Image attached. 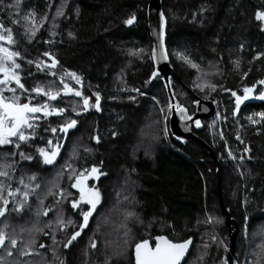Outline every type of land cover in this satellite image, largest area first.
Segmentation results:
<instances>
[{
	"label": "trees",
	"instance_id": "trees-1",
	"mask_svg": "<svg viewBox=\"0 0 264 264\" xmlns=\"http://www.w3.org/2000/svg\"><path fill=\"white\" fill-rule=\"evenodd\" d=\"M14 2L3 0L0 22L12 28L17 41L10 47L21 53L17 62L25 88L53 83L54 90H59L63 87L60 77L66 71L75 72L82 85L68 76L65 82L89 96L91 103L95 102L93 93L99 92L101 104L100 111L91 108L77 116L71 105L81 104V98L62 93L51 104L66 108L65 116L36 121V136L18 150L13 145L0 146V164L16 162L15 172L6 169L12 180H0L13 190H23L19 178L28 183V176L35 173L34 183L41 186L19 213L13 210V198L9 197L8 212L0 217V227L7 222L9 233L25 242L34 239L31 247L35 252L21 257L18 250H13V255L7 256L0 248L2 264H135V243L148 239L153 245L157 235L174 242L193 238L192 249L182 264H224L228 228L217 193L216 163L196 140L189 139L182 145L169 133L171 109L167 106L171 99L166 84L159 75L150 79L154 65L146 19L148 0H67L63 15L55 20L53 16L63 0H21L18 15L15 7H6ZM162 9L167 20L165 44L170 65L180 79L169 77L175 103L192 114L196 94L213 100L222 114L223 120L202 119L200 127L192 131L213 149L221 169L222 201L238 225L233 264H264V121L254 125L247 119L264 112V101L249 99L234 115L235 98L231 95V91L243 95L244 86L264 79V56L253 59L257 52L264 53V22L255 18L257 10L264 11V0H162ZM29 10L36 12L37 22L47 13L43 27L31 41L24 34L23 23H11ZM133 14V24H125ZM69 32L74 35L70 37ZM44 52L58 60L55 69H37L36 61L51 63V56L45 57ZM174 52L188 55L202 71L191 68ZM236 60L240 61L238 69ZM245 72L247 76H243ZM199 83L205 87L194 86ZM208 83L217 88L211 90ZM261 88L264 86L257 85ZM4 95L12 93L5 91ZM27 95L21 96V102ZM31 95L35 97V93ZM45 99L36 97V102ZM65 117L78 121L67 135L45 131L64 123ZM49 138L54 142L59 138L62 143L54 165H44L36 151ZM246 147L248 152L244 151ZM19 151L34 159H21ZM11 152L16 155H6ZM66 163L77 174L93 165L104 173L94 184L89 181L90 186L99 188L101 203L67 249L63 244L80 229L68 225L61 231L55 223L57 214L62 212L65 220L70 218L78 225L82 222L80 211H86L87 206L71 207V199L78 198L79 192L71 187ZM61 171L63 175L57 179ZM54 184L70 195L61 198ZM50 188L52 194H48ZM7 194L6 188L3 195ZM20 199L17 194L15 201ZM44 208L53 210L47 216L35 214ZM21 228L26 231L21 232ZM92 241H96L95 248L90 247ZM41 244L45 247L40 248ZM21 246L18 244V248ZM201 254L202 260L198 259Z\"/></svg>",
	"mask_w": 264,
	"mask_h": 264
},
{
	"label": "snow or ice",
	"instance_id": "snow-or-ice-1",
	"mask_svg": "<svg viewBox=\"0 0 264 264\" xmlns=\"http://www.w3.org/2000/svg\"><path fill=\"white\" fill-rule=\"evenodd\" d=\"M21 0H15L14 4H9L6 7L16 8L17 15L19 14V5ZM67 0H63V2L57 6L55 15L53 19L56 17L63 15V8L66 6ZM3 4V0H0V5ZM51 7V4H49ZM203 10V9H202ZM0 11H3V8H0ZM11 13L9 16L11 17ZM36 12L33 10H29L28 14L19 17V19H12L11 23L14 25H19L23 23L24 34L27 36L28 40L31 41L33 37H35L36 33L39 31L41 27H43L45 20L47 19V13L44 16L40 17L39 22L36 19ZM255 18L258 21L264 22V11L257 10L255 14ZM136 20L135 14L131 15L128 19L124 21L125 24L131 25ZM55 27V25H53ZM165 16L163 13H160L159 18V48H160V58L166 60L168 58V53L164 47V37H165ZM55 34V33H53ZM68 35L72 37L74 34L69 32ZM0 146L4 145H13L17 150L21 148L22 144L29 143L36 136L35 128L37 127L36 121L41 118H47L49 116H65L67 111L64 107H55L52 106L51 102L56 101L58 97L63 93L64 95L72 94L76 97L81 98V104H73L71 105L72 112L76 113L79 116L83 112L89 111V109L94 108L96 111H100L101 104V95L99 92L93 93L95 97V102L91 103V98L89 96H85L83 92L77 88L71 87L68 83L65 82L64 77L68 76L72 80L75 81L77 85H82V79L75 72H65L63 76L60 77V83L63 85L59 90H54L53 83H49L48 85H41L37 83V85L30 90L25 88L24 83H22V77L20 74L21 64L17 62V58L21 57V53L19 51H13L10 47L17 43L14 39V34L11 27H5L3 22H0ZM8 46H5V45ZM243 47V45H241ZM142 51V50H138ZM179 59L184 61L191 68L196 69L198 72H201L202 69L200 65L193 62V60L184 53L174 52ZM43 55L45 57H50L51 54L49 52H44ZM261 56H264V53L257 52L253 59H257ZM153 60L156 59V48L152 49V57ZM29 64L34 63V61H28ZM37 69L40 71H46L50 69H55L58 60L51 56V63L36 61ZM235 67L238 69L240 67V61H234ZM218 71V70H217ZM51 75L55 76V72H51ZM159 73L157 71H153L151 74V78L157 77ZM248 73L245 72L243 76H247ZM243 78V77H242ZM15 84L16 87H10L11 84ZM147 83V82H146ZM257 85L264 86V79H260L253 83L250 86H244L243 95H239L236 91H231L229 89H223L224 91H231V95L235 98V109L233 114L235 115L236 111L241 108V105L244 104L245 101L249 99H259L264 101V88L257 89ZM197 88L203 89L205 84L199 83L194 85ZM207 87L211 90H215L217 88L216 84L208 83ZM255 90V95H254ZM5 91L12 93L11 96L4 95ZM19 91V95L17 94ZM133 91L139 92L138 89H133ZM28 94L25 102H21V96L24 94ZM31 93H35V97L31 95ZM142 94V93H141ZM46 97L42 103L36 102V97ZM129 99H135L134 97H129ZM154 99V98H153ZM193 103H199V101H193ZM169 109L175 107V111L180 115L182 120H191L192 117L187 115V108L184 105L177 102L175 105L169 103L167 106ZM42 114V116L37 115ZM254 117H259L256 119ZM247 119L252 124H259L261 121H264V112H258L254 115H249ZM77 119H72L65 117L64 123L58 125L57 127H50L49 129H45L46 132L50 131L55 134L57 131L60 133L67 135L69 129H73L77 126ZM200 120H195V125L200 127ZM166 131V129H165ZM116 135L115 132L112 133ZM223 135V134H221ZM95 139H99L98 137H94ZM43 139V138H42ZM237 139H240L237 136ZM62 147V143L59 138L55 139V142L52 138H49L44 144V146H40L36 148V151L44 165H54L58 155L60 154ZM245 152H248L249 149L246 147L244 149ZM6 155L15 156L16 152L7 153ZM228 155L235 159L232 156V153L229 152ZM19 156L21 159H26L32 161L34 157L32 155H26L25 152L19 151ZM243 159V157H241ZM16 162L12 163H3L0 164V177L5 178L6 180H12V176L9 175V172L6 169H11L13 172L16 171V168L13 165ZM65 167L69 171V180L73 181L71 183V187L78 189L79 197L71 199V207L73 209L82 208V206L86 205V211H80V216L82 217V222L78 225L72 219L65 220L63 218V213L58 212L57 219L55 223L59 225V229L61 231L66 230L68 225H72L74 227H78L80 231H73L71 236L67 239V242L63 244L65 249L69 248L72 245L73 241L77 239L81 235V231L88 225L89 218L93 215L97 206L101 203V192L96 185L89 186L87 181L89 177L98 179L104 173L95 165L92 166L90 170L82 169L79 174H77L76 169L72 167L71 164L66 163ZM87 173V174H85ZM63 175V171L58 172L56 174L57 179ZM37 180V175L33 173L28 176V183L25 182L23 177H20L18 180L19 185L23 186V190L21 187H16L14 190L11 188L10 184H6L4 180H0V217H5L9 204V197L13 198L14 208L13 210L17 213L21 212L24 208V205L28 202V199L31 195H33L37 189L41 186L38 183H34ZM53 187L59 188L58 184H54ZM8 189L7 197L3 195L5 189ZM17 194L20 195L21 199L17 203L15 201V197ZM48 194H52L51 188L48 190ZM66 194L63 188H59V196L64 198ZM39 203H43V200L40 197H37ZM55 207V206H53ZM53 209L44 208L42 212L40 210L36 211V215H44L47 216L50 211ZM129 215H132L129 213ZM212 217L208 218V221L211 222ZM51 223L49 224V227ZM10 225L5 222L2 227H0V248H4L7 256L13 255V250H18L19 256L23 257L29 255L30 253L35 252L31 246L35 244L34 239H30L28 241H23L19 239L14 233H9L7 229ZM26 231V229L21 228V232ZM27 231H31L28 229ZM36 231H42V229H36ZM48 235V233H44ZM127 235V233H125ZM215 240V237H212ZM53 242L55 243V235H53ZM192 243V238L189 237L180 242H174L172 239H169L167 236L158 235L155 237L154 244L155 247H151L148 239H142L139 242L135 243V264H182V261L185 259L186 254L189 251V247ZM18 244L22 246L18 248ZM40 248H44L45 245H39ZM91 248L96 247V241H92ZM208 245L204 244V248L207 249ZM264 248V245H261ZM198 259H203V254H201ZM4 261V256H0V264ZM60 264H64V261H60ZM224 264H228L227 259H225Z\"/></svg>",
	"mask_w": 264,
	"mask_h": 264
},
{
	"label": "water",
	"instance_id": "water-1",
	"mask_svg": "<svg viewBox=\"0 0 264 264\" xmlns=\"http://www.w3.org/2000/svg\"><path fill=\"white\" fill-rule=\"evenodd\" d=\"M160 13H163L162 0H148L147 7H146V19H147V27L149 30V34H150V37L152 39L151 57H152V49L154 47L156 48V59L155 60L152 59V63L154 65V71H157L159 73V76H161L163 78V80L166 84V87H167L168 94H169L170 99H171V103L173 105H175V100L171 94V89L169 86V77L175 76L178 80H180V79H179V76L175 73V71L173 70V68L170 65L169 55H168V58L166 60L160 58V48H159V18H160ZM166 25H167V20L165 17L164 47H165V50L167 51V47L165 44V42H166ZM167 53H168V51H167ZM193 96L195 98L194 101H199L198 104L193 103V107H194L193 113L190 114L188 108L184 106L188 110L187 115L191 116L192 119L191 120H182L180 118V115L175 111V107H173L171 109L169 120H168L169 132L172 135V138L175 141H177L179 144H182V145L185 144L189 139L196 140L198 143H200L201 145L205 146L208 149L211 158L216 163L217 193H218L220 206H221V208L224 212V215H225V224L227 225V228H228V250L226 252V259L228 261V264H233V255L235 252V247H236V242H237L238 225L235 222V220L230 217V215H229L228 211L226 210V208L223 204V201H222L221 191H220L221 169H220V166L218 164L217 158L213 152V149L207 143H205L202 139H200L197 135H195L192 131L193 128H198L195 125V120L198 119L201 122L202 119H208V118H211L215 115L216 104L211 99H204V98H202L196 94H193ZM155 237L153 238V242L155 240ZM178 242H180V241H178ZM193 242H194V240L192 238V243L189 247V251L186 254L185 259L188 257V255L192 249ZM149 243H150V241H149ZM150 246L155 247V244H154V246H152L150 243Z\"/></svg>",
	"mask_w": 264,
	"mask_h": 264
},
{
	"label": "rangeland",
	"instance_id": "rangeland-1",
	"mask_svg": "<svg viewBox=\"0 0 264 264\" xmlns=\"http://www.w3.org/2000/svg\"><path fill=\"white\" fill-rule=\"evenodd\" d=\"M172 94V93H171ZM254 95H255V93H254ZM173 96V95H172ZM176 104V103H175ZM218 120H223L222 119V114H221V112H218L216 115H215V121H218ZM26 160V159H25ZM85 174H87V173H85ZM90 180H93V184H94V180H96L95 178H92V177H89V179H88V181H87V183H88V185H89V181ZM90 186V185H89ZM78 190V189H77ZM79 192V191H78Z\"/></svg>",
	"mask_w": 264,
	"mask_h": 264
},
{
	"label": "bare ground",
	"instance_id": "bare-ground-1",
	"mask_svg": "<svg viewBox=\"0 0 264 264\" xmlns=\"http://www.w3.org/2000/svg\"><path fill=\"white\" fill-rule=\"evenodd\" d=\"M216 104V103H215ZM171 112V111H170ZM218 112H217V104H216V112H215V115L217 114ZM215 115L213 116V117H211V118H208V119H213L214 117H215ZM168 127H169V123H168ZM199 128V127H198ZM195 129H197V128H195ZM193 130V129H192ZM170 133V132H169ZM172 136V135H171ZM174 140V139H173ZM177 142V141H176Z\"/></svg>",
	"mask_w": 264,
	"mask_h": 264
},
{
	"label": "flooded vegetation",
	"instance_id": "flooded-vegetation-1",
	"mask_svg": "<svg viewBox=\"0 0 264 264\" xmlns=\"http://www.w3.org/2000/svg\"><path fill=\"white\" fill-rule=\"evenodd\" d=\"M152 246H154V244Z\"/></svg>",
	"mask_w": 264,
	"mask_h": 264
}]
</instances>
